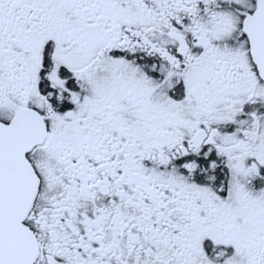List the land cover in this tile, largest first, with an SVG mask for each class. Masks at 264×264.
<instances>
[{"label":"snow or ice","instance_id":"6c2138e0","mask_svg":"<svg viewBox=\"0 0 264 264\" xmlns=\"http://www.w3.org/2000/svg\"><path fill=\"white\" fill-rule=\"evenodd\" d=\"M0 264H264V0H0Z\"/></svg>","mask_w":264,"mask_h":264}]
</instances>
